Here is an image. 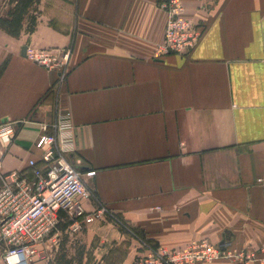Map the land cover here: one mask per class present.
Returning a JSON list of instances; mask_svg holds the SVG:
<instances>
[{
    "label": "crops",
    "instance_id": "obj_1",
    "mask_svg": "<svg viewBox=\"0 0 264 264\" xmlns=\"http://www.w3.org/2000/svg\"><path fill=\"white\" fill-rule=\"evenodd\" d=\"M163 1L40 0L34 32L0 27V124L15 126L0 140L1 173L29 171L43 124L68 112L70 159L95 194L87 210L104 206L162 254L208 241L253 258L197 264H264V0H182L205 31L188 55H156ZM24 45L70 49L65 77L22 55ZM98 219L84 230V264H108L125 239L117 222ZM109 229L113 238L94 246ZM98 247L106 251L94 257ZM135 257L127 250L117 264Z\"/></svg>",
    "mask_w": 264,
    "mask_h": 264
},
{
    "label": "built area",
    "instance_id": "obj_2",
    "mask_svg": "<svg viewBox=\"0 0 264 264\" xmlns=\"http://www.w3.org/2000/svg\"><path fill=\"white\" fill-rule=\"evenodd\" d=\"M167 12L164 42L156 55L176 53L188 55L201 39L205 29L185 15L182 0H164ZM70 49L59 55L47 49H27V57L46 66L59 68L60 77L67 73ZM43 131L35 145L41 152L39 159L31 158L29 171L14 170L1 173L0 152V242L4 252L0 264H28L39 258L48 260L58 249L65 233L81 234L94 220L108 217L104 206L92 211L84 200L95 199L87 186L82 170L70 159L76 149L75 125L68 112L60 111L55 121L43 124ZM15 133L13 123L0 124V140L9 142ZM68 222L63 230L60 225ZM52 243L48 247L47 243ZM50 249L44 254V247ZM159 258L171 264H197L224 258H242L250 262L251 255L208 241L191 243L184 249L162 254ZM50 255V256H49ZM49 256V257H48Z\"/></svg>",
    "mask_w": 264,
    "mask_h": 264
},
{
    "label": "trees",
    "instance_id": "obj_3",
    "mask_svg": "<svg viewBox=\"0 0 264 264\" xmlns=\"http://www.w3.org/2000/svg\"><path fill=\"white\" fill-rule=\"evenodd\" d=\"M40 0H10V6L4 15H0V27L13 36H20L23 30L34 32L38 24ZM110 218L116 221L125 231L136 237L141 242L147 244L152 242L138 228L129 225L122 217L115 214H108ZM68 222L61 223V229H65ZM84 231L81 234L70 236L65 233L59 243L58 249L53 256L49 258L46 264H84L87 256V246L83 238ZM154 245V244H153ZM155 247V245H154Z\"/></svg>",
    "mask_w": 264,
    "mask_h": 264
},
{
    "label": "rangeland",
    "instance_id": "obj_4",
    "mask_svg": "<svg viewBox=\"0 0 264 264\" xmlns=\"http://www.w3.org/2000/svg\"><path fill=\"white\" fill-rule=\"evenodd\" d=\"M98 220H102V219H98ZM110 220H112V219L108 215V217H106V219H103V222H107ZM121 229L123 230V232L126 233L125 239H123L122 242H120L119 244L112 246L111 252L109 254V258L107 259L108 264L119 263L121 260H123L125 254L127 253V250L128 251L132 250V253H135V255H136L133 264H155L156 262H158L159 264H171L172 263V262H167L166 259L161 260L159 258L158 254L155 253V251H157V249L154 247L152 242H150V243L148 242L147 244H145V243L141 242L140 240H138L136 237L132 236V234L130 232L125 231L122 227H121ZM99 232H100L101 236H97L98 234H96V236H95L96 240L94 239V243H93L94 246L99 245L100 241L103 242L104 238H108V237H110V239L113 238V236H111L113 234V231L111 229H109L108 231L99 230ZM110 242H111V240H110ZM129 244H131L130 249H128ZM47 246L48 247L52 246V243H50V242L47 243ZM100 246L101 245H99V247ZM99 247H98V249H94V251H95L94 257H96L97 254L101 255V253L106 251V249H104V248L99 249ZM43 249H44V254L50 253V249L47 248L46 245ZM91 251H93L92 247L90 248V252ZM149 251H150V253H149ZM90 257H91V255H90ZM89 262H94V261L89 259Z\"/></svg>",
    "mask_w": 264,
    "mask_h": 264
},
{
    "label": "water",
    "instance_id": "obj_5",
    "mask_svg": "<svg viewBox=\"0 0 264 264\" xmlns=\"http://www.w3.org/2000/svg\"><path fill=\"white\" fill-rule=\"evenodd\" d=\"M27 49H28V46L27 45H24L23 47H22V55H24V56H27Z\"/></svg>",
    "mask_w": 264,
    "mask_h": 264
},
{
    "label": "bare ground",
    "instance_id": "obj_6",
    "mask_svg": "<svg viewBox=\"0 0 264 264\" xmlns=\"http://www.w3.org/2000/svg\"><path fill=\"white\" fill-rule=\"evenodd\" d=\"M162 262V261H161Z\"/></svg>",
    "mask_w": 264,
    "mask_h": 264
}]
</instances>
